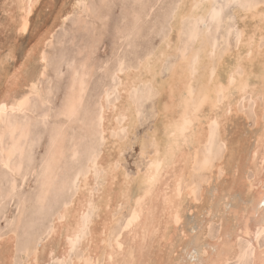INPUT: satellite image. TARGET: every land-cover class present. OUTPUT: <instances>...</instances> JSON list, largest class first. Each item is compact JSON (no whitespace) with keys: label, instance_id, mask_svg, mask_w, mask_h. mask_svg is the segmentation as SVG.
<instances>
[{"label":"bare ground","instance_id":"obj_1","mask_svg":"<svg viewBox=\"0 0 264 264\" xmlns=\"http://www.w3.org/2000/svg\"><path fill=\"white\" fill-rule=\"evenodd\" d=\"M107 1L103 0L102 2ZM41 2L40 0H3L1 2L0 7L3 12L7 13L8 19L3 26H10L15 34L14 39L16 36L24 34L20 32L21 27L27 25L28 30L30 29L31 16L35 10L37 11V5L41 6ZM64 2L65 0H62L59 8L55 10L54 19L59 21L56 25L49 24L44 29L33 27V41L30 39L32 43L24 51L23 61L11 68L5 66V58L15 57L14 43L9 45L3 57H0V64H4L0 67V103L6 104L8 109L0 117V138H3L5 149L2 159L5 162L8 161L7 150L15 145L16 150L11 160V172L17 171L18 173L21 170L23 163L21 164L20 161L13 160V158L18 152L19 154L24 153L23 142L26 141L29 130L26 123L14 120L11 114L14 115V112L25 109L29 102V96L39 93L37 79L44 74L46 66L44 48L50 44L48 42L55 29L64 24L65 17H69L77 9L73 5L78 0H74L71 8L66 11L62 8ZM81 2L86 4V0H81ZM29 3L32 5L30 13L25 10ZM47 4L51 3L44 1V5L47 6ZM213 7L214 0H181L176 11L172 10L173 20L170 21L172 34L161 40V44L157 43L159 46L154 48L152 53L143 57L138 66L127 67L128 65H125L126 68L121 67L120 64L117 66L113 77L120 78L116 89L121 95V100L107 104L109 88L102 90L103 93L98 104L99 116L96 119L99 138L107 140L114 135L110 143L116 151L110 149L112 155L104 154L103 156H99L94 150V153L91 152L86 163V171H79L74 175L73 181L79 176L76 195L69 202L62 203L52 218L53 225L50 229L54 241L43 244L39 250L33 244L27 246L25 255L32 264H36L37 261L40 264H46L54 257L64 260L71 248L70 241L74 240L77 234L84 237L79 246L83 255L72 260V264H176L179 261H184L185 264H195V261L199 260L211 261L212 264H242L245 253L249 260L258 261L260 259L262 241L258 239V234L264 233V43H261L264 27H262L258 16L253 18L252 14L244 9H236L234 11L237 15L236 18L241 21L239 27L241 36L238 47L234 51L229 52L224 49L216 59H211L210 53L215 50L206 36V30H203L206 28L203 24V31L200 30L194 34L193 43L188 49L186 48V53L178 54L180 40H182L180 39L183 29H181V21L187 17L203 20ZM83 8L86 11L90 9ZM86 14L90 13L86 12ZM190 22L193 23V21ZM236 26H239L238 23ZM73 27L75 26L73 25ZM133 44L136 47L135 43ZM137 48L136 50H138ZM34 54L35 57L38 56V61H42L41 70L32 69L24 75L23 70ZM170 55H176V61L174 64L170 63L173 65H168L170 68L165 69L166 77L161 78L162 64H165L163 61ZM88 58L89 56L86 57V60L78 62V65L76 62L74 69H78L80 75L77 77L74 72V85L73 83L72 85L75 87L71 89V97L68 98V102L63 103L60 113L72 103L77 104L83 97L81 92L86 89V77H89L91 71L87 68ZM113 61L112 59V64ZM81 65L84 66L81 67ZM120 71H122L121 75H119ZM81 83H83V88H81ZM140 85L145 87L143 91L140 90V98L144 99L147 95L158 96L155 105L157 119H155L153 129L148 133V136L144 139L141 138L140 155L143 147L144 158H146L144 169H136L134 174L128 176L125 171L117 169L116 166V163L121 161V153L125 150V145L128 146L127 139L125 142L122 139L123 136L122 138L118 137L117 131L127 128L133 132L138 112L131 99V92ZM20 86H25L26 89L17 91ZM146 86L149 87L146 88ZM49 97L51 96H47V99ZM40 100L42 99L40 98ZM249 100H252L251 112L254 115L256 130L254 129L255 131L250 132L248 136L241 134L228 138L226 134L228 122L231 121L232 116L234 117L240 112L242 107L247 108ZM36 101L38 103V100ZM239 103L241 109L238 107ZM14 107L15 111H13ZM45 113L41 116L46 117ZM232 122L230 123L232 124ZM238 128L241 127L238 126ZM58 129L60 139L64 140L63 135L66 134L62 132L63 128ZM83 133L85 132L83 131ZM232 134L234 135V133ZM235 135L237 134L235 133ZM251 137L254 138V143L249 148L244 145V142ZM253 138L251 139L253 140ZM47 139L49 138L47 137ZM63 140L59 141L58 146L65 150L67 145ZM223 146L226 148L225 152L222 150ZM28 149L30 150L29 145ZM59 150L63 157L64 153L62 154L61 148ZM112 151L115 153L113 154ZM157 151L160 153L158 158L155 155ZM47 157L49 158V156ZM61 157L60 159L56 157L51 171L47 173L46 177L44 176V184L45 179L49 186L54 184L53 179ZM23 158L21 156V160ZM155 159L163 163L158 174L152 170V175H158V179L150 185L146 182L150 179L147 165ZM93 170L100 172L98 177H101L103 183L100 182L98 190L94 188V184H96L94 177L96 176L93 175ZM27 172V169L23 170L22 179ZM221 175L223 178L221 177L222 179L219 180ZM189 176H192L193 184L190 186L183 184L179 189L180 184L185 183ZM13 183L16 185L13 181L11 184L9 183V188L6 187L9 189L6 191L8 196H10ZM44 190L47 191L44 187L41 193H45ZM4 197H6L5 193L0 190V199ZM229 200L233 201L232 204L230 203L231 205H227ZM196 201H199L200 204L193 203ZM186 202L192 204V207L196 209L193 221L197 226L195 231L192 230L193 225L185 220V211L190 212L191 210ZM122 208H124V212L121 210L120 215L126 217V222L124 225H120V228L115 232L113 231L116 222L114 215ZM93 209L98 210V219L84 221L82 216L88 210L92 211ZM190 220L192 221V218ZM176 236L179 237L176 239ZM51 238L52 236L48 239ZM0 241L6 244L5 247L0 248V264H12L15 257L14 248H16L15 233L11 231L5 237L0 236ZM0 245H2L1 242ZM250 245L251 247H249ZM205 252L207 255H204ZM100 255H102L101 260H98Z\"/></svg>","mask_w":264,"mask_h":264},{"label":"rangeland","instance_id":"obj_2","mask_svg":"<svg viewBox=\"0 0 264 264\" xmlns=\"http://www.w3.org/2000/svg\"><path fill=\"white\" fill-rule=\"evenodd\" d=\"M2 1L3 0H0V4ZM40 1H42L41 6L40 4H38L37 11L35 10V12L31 16L32 20L30 24V29L23 35L16 36L15 38L16 40L14 39L15 34L13 30L10 28V26H7V27L3 26V24L8 19H7V13L3 12V10L0 7V53H1L0 57H3V55L5 54L4 52L7 51L6 49L9 45L13 43L15 45V49H14L15 57L5 58V66L7 68H11L13 65H18L21 61H23L24 51L30 46V44L33 41L32 40V36L34 34V31L32 30L33 27L44 29V27H47V25L49 26V24L56 25L57 22H59L58 19L55 20L54 17H55V12H56L55 10L59 8L62 0H40ZM44 1L49 2L51 4L50 5L47 4L46 6L44 5ZM73 1L74 0H65L64 5H63L64 7L62 8H64L65 11L69 10L72 6ZM102 1L101 0H86V5L88 9L90 8L89 10H91L92 12H90L89 10L88 11L83 10L84 9L83 7L79 9L77 8L73 12V14H71L68 17V19L64 21V24H62L63 26L60 25L55 29V31L53 32L52 38L48 42L50 44H47V48L46 47L44 48L46 52L45 53L46 55L45 65L46 66L44 68V74L42 76H39V78L37 79V85H38V88H40L39 93L37 94L38 96L36 94L30 95L28 98V101L30 103L28 102L27 106H25V109L18 111V112H14V115L13 113L11 114V117L14 120H17L20 123H22L23 121V124L26 123V125L29 126V130L27 133L28 136L26 137V141L23 142L24 153H22L23 154L22 155V154H19L18 152L17 154H15L13 158V160L15 159V160L20 161L21 164L23 163L22 167L20 168L21 170H19L18 173L17 171L9 172L7 169L3 168L0 165L1 167L0 168V184L2 186V187L0 186V190L3 191L6 196L0 199V204H1L0 205V215H1L0 216V233H1L0 236L5 237L7 233L11 231L15 233V247L16 248H14L15 257L13 258L12 264H28L29 261L25 255V250L27 246H30L31 244H33L39 250L43 244L54 241L53 233H51V229H50L52 228V225H53L52 218L55 215L56 211L61 207L62 203H64L65 201L69 202L76 195L77 190H78V187L76 184H78V182H76L75 186L72 188L71 191H67L66 188L68 185H71V183L73 182L74 175H76L79 171H86L87 169L86 163L88 162V159L90 155L92 154L91 152H93L94 150L95 153H98L99 156H103L104 154L112 155L110 152L111 151L110 149L112 150H115V149H114V146L110 143V141L111 139H113L114 135L110 136L109 139L107 138V140L101 139L99 138L100 135L97 129L96 119H98V116H99L98 104H99L100 97L102 96L103 91L109 88L108 90L110 92H109V96L107 97L106 103L107 104L110 102L116 103L119 100H121V95L118 93L119 91L116 89L117 83L120 81L119 80L120 78L118 76L113 77L115 69L117 68L119 64L121 67L123 66L124 68H126L127 65H128L127 67L138 66L140 60L143 57H145L147 54L152 53L153 50H155L157 46H159L158 44H161L162 42L161 40L165 39L166 36L172 34L171 32L172 30L170 27V21L173 20V17H172L173 11L174 12L176 11L179 5V2L181 0H108L107 2H102ZM227 1L229 0H214V6L215 5L219 6V5H224V4L229 3ZM238 2L243 3L245 2V0H238ZM89 5L91 6L89 7ZM42 6L44 7L42 8ZM236 9L238 10L241 8H234L230 16L225 15V17H223L222 19H217L216 21L213 20L212 18V15H211L212 10L210 11L211 13L209 12V14H207V16L203 20L202 19L198 20V19H193V18H188V17H187L188 19L184 18L183 19L184 21L183 20L181 21L182 23L181 29L182 28L183 29L181 30L180 39L182 40H180L178 54L182 55L186 53V50L193 43L192 40H194L193 39L194 34L200 32V30L203 29L204 27L203 24H205L206 26V28L203 30H206L205 31L206 36L208 40L210 41V43L213 45V48L215 50L210 53L211 59L213 60L216 59L217 55L222 54V51L224 49L229 50V52L234 51V49L238 47V42H239V40L235 36H237L238 33L241 36V29L239 28L241 21L239 20V18H236L237 15H235L234 13ZM217 10L219 9L217 8ZM86 12L90 14L88 15L86 14ZM77 15H80V16H77ZM92 16H95V17H92ZM190 21H193V23ZM237 23L239 26H236ZM73 25L77 27L78 29L73 27ZM183 25L184 27H182ZM238 28H239V31H238ZM230 29L232 30V32ZM91 31H93L94 33ZM124 33L126 34V37ZM90 35L91 37H89ZM95 36L96 38H94ZM117 37L119 40L117 39ZM133 43H135L136 47H134ZM128 44H130L131 46ZM132 46L133 48H131ZM138 46L139 48H137ZM136 48L138 50H136ZM33 56L34 57H31L30 60H28L27 66L23 70V73L25 72L24 75L27 72L31 71L32 69H37V71L41 70L42 61H38L37 59L38 56L35 57L36 56L35 54ZM87 56H89L88 61H87L88 62L87 68L91 69L90 71L91 75L89 74V77H86V83H87L85 86L86 89H84L83 97L76 104L77 106L76 116L72 119H67L63 115H61L62 112L60 113V109L62 108L63 103L68 102V98L71 97L70 93H71V89L73 88L71 86L74 85L73 81L75 77V74H74L75 70L74 68H70L69 65L75 63L74 64V67H75L76 62L78 65V62H82L83 60H86ZM176 58H177L176 55L175 56L170 55L163 61L165 64H162L161 69L163 70H161L162 72L160 73L161 78L166 77V74H167L166 70L168 69L167 67L170 68V66L173 65L174 62L176 61ZM112 59L114 60L113 61V64L115 63L114 65L111 63ZM122 60L123 62L121 63ZM109 62L112 64V66H110L111 64ZM172 62L173 64H170ZM2 65L4 64H0V67ZM55 69L58 73L55 71ZM121 73L122 71H120L119 75H121ZM110 77L111 78L113 77V78L111 79ZM109 80L111 83L108 82ZM148 87L149 86H146V88ZM17 89H18L17 91H24L26 87L20 86ZM141 89L143 91L145 87H142V85H140L131 92V99L133 100V103L135 107L137 108V112H138L136 116V125H135L136 128L134 127L133 132L129 131V133L123 132V130L127 128H123L122 130L120 129L117 131V135L119 134L118 137L120 136L122 138L123 136L122 139L124 141L126 140L124 137L127 136L126 141L128 143V146L126 144V148L123 151V155L121 154V161H118L116 163V166H117V169H122L123 171H125L126 175L128 176L134 174L136 169H141V170L144 169L146 165V158L141 157L140 155V142L142 139L148 136V133L153 129V125H154L153 123L155 119H157L155 105L157 104L158 96L154 97L152 95H147L146 98L142 99L139 96V94L141 93L140 92ZM47 96H51L49 97L50 99L49 98L47 99ZM113 96L116 97L117 99L115 100ZM40 98L42 100H40ZM35 99L38 100V103ZM45 103L46 105H44ZM251 106H252V100H249L247 108L242 107L241 109L240 103L238 104L239 109H241L240 112L236 116L234 117L232 116L231 121H229L227 124L226 134L228 138L229 136L230 138H232L235 136H239L241 134L242 136H246V135L248 136L250 132H254L256 130L257 126L254 124V115H252L253 113L251 112ZM47 108L50 110H48ZM47 112H48V115H47ZM43 113L46 114L47 120H45V117L41 116V114ZM230 122H232V124ZM250 122L253 124H251ZM238 126L241 128H238ZM58 128H61V129L65 128L67 130L66 131L64 129L65 130L64 131L62 129V132L63 133L65 132L66 134V135H63L64 140L62 138L59 139V141L63 140L67 146L65 147V150L61 146L60 147L58 146V149L61 148L62 154L64 153V156L61 157L60 155L61 153L59 150L58 155L56 157H59V159L61 157V160L57 165V170L55 172L56 174L54 176L55 178L53 179L54 184L52 183L51 186L46 188L47 191L44 190L45 193H47V195L42 198L41 191L44 189V181H43L44 176L42 175L43 170L41 168V165L44 164L45 160L48 158V157L46 158V156H49L48 155L49 145H50L49 141L52 139L53 134L59 131ZM234 128H236V130H234ZM83 131L85 133H83ZM232 133H234V135ZM235 133L237 135H235ZM47 137L49 139H47ZM251 138L247 139L244 142V145L246 147H249V148L252 147L254 143V138L253 140ZM28 145H29L30 150L28 149ZM222 150L223 152L226 151L225 146L222 147ZM115 151H112V153L114 154ZM70 153L75 155L76 158L74 161H73L74 155L72 156ZM21 156L22 158L24 157L22 160H21ZM69 160H71L70 161L71 164ZM138 160L142 161L143 167H141L137 163ZM26 165L27 167H25ZM22 169L28 170L27 174L23 177V179H22V173H23ZM28 175H29V178H28ZM93 175L96 176L94 177L96 181L95 182L96 184H94V188L98 190L100 188V185L103 184L101 177L100 178L98 177V175L100 176V172L99 171L96 172V170H93ZM221 177L223 178V175H221L218 179L221 180L222 179ZM187 178L188 179L186 180L185 183L180 184L179 189H181V185L183 184L187 186L188 185L190 186L191 184H193L192 176L191 177L189 176ZM99 179L100 181H98ZM13 181H15L16 185L17 184L18 185L16 186L15 194L12 196H8L6 194V191L7 190L9 191L8 186ZM19 184H20V187L22 186L21 187L22 190L19 187ZM6 187L8 188L6 189ZM186 203L189 204L192 212L191 210L190 212L188 210L185 211V218H186L185 220L193 225L192 230L195 231L197 230L196 229L197 226L195 222L193 221L195 219L196 209L193 208L192 204H190L189 202H186ZM193 203L200 204L199 201L198 202L196 201ZM230 203L232 204L233 201L229 200L227 202V205ZM21 205L23 206L21 207ZM121 210L124 212V208H122L118 210V212H116L114 215L116 222L114 223L113 231L115 232L120 228V225H124V223L126 222V217L120 215ZM97 214H98L97 209H93L92 211L88 210L82 216V219L84 221L87 219L97 220L98 219ZM191 218H192V221L190 220ZM49 235L52 236L50 240L48 239L50 238ZM178 237L176 236V239ZM0 242L2 243V245H0V248L6 246L5 243H3L2 241ZM81 242L82 240L79 242V244L76 245V248L74 251H71V252L69 251L68 256L64 258V260L62 258L54 257L46 264H72L71 262H73L75 258H80L83 255V252L81 248L79 247ZM101 256L102 255L99 256L98 260H101Z\"/></svg>","mask_w":264,"mask_h":264},{"label":"snow or ice","instance_id":"obj_3","mask_svg":"<svg viewBox=\"0 0 264 264\" xmlns=\"http://www.w3.org/2000/svg\"><path fill=\"white\" fill-rule=\"evenodd\" d=\"M31 7L32 5L29 3L26 5V11L30 13L31 11ZM74 8H81V7H87L86 4H83L81 2V0H78V2L73 5ZM217 8L219 10H217ZM234 8H241L244 9L246 12L251 13L253 18H256L257 16L259 17V19L262 22V27H264V0H245V2L243 3H239L238 0H229V3L224 4V5H219V6H214L212 9V18L213 20H217V19H222L225 15H231V12ZM68 17H65V20H67ZM28 31L27 25H25L24 27L20 28V32L21 33H25ZM240 38V34H237V39L239 40ZM261 40L262 43H264V33H262L261 36ZM94 51V49H93ZM84 65H81V67H83ZM70 68H74V64H70L69 65ZM76 72V76L79 77L80 72L78 69H74ZM75 86H73L74 88ZM81 88H83V83H81ZM83 95V92H81V96ZM82 102V101H81ZM23 103V102H22ZM15 107L13 108V111H15ZM8 111L7 109V105L6 104H2L0 103V117H2L6 112ZM77 114V106L75 103H72L70 106L67 107V109L65 111H63L61 113V115H63L65 118L67 119H72L76 116ZM45 120H47V117H45ZM125 133H127L129 130L128 129H124L123 130ZM59 139H60V133H54L53 137L50 141V145H49V158L45 160L44 164L41 165L42 168V175L46 177L47 173L51 171V168L53 166V164L56 162V156L58 155V145H59ZM125 139H127V136H125ZM126 147V145H125ZM16 150V146L12 145L11 148H9L8 151V161L5 162L2 157L4 156V152L5 149L3 147V138H0V165H2L5 169H7L9 172L12 171L11 168V160L12 157L15 153ZM123 155V152L121 153ZM145 153H144V148H141V157H144ZM156 157L158 158L160 153L159 151L156 152ZM75 156H73V159L75 160ZM137 163L143 167V163L141 160H138ZM162 161H159L158 159L153 160L151 163H149L148 169H149V173L148 175L150 176V179L148 181H146L148 184H154L157 179H158V175H152V170H155L156 173H159V170L162 166ZM79 180V176L76 177V181H73L71 185H68L66 190L67 191H71L72 188L75 186L76 182ZM45 188H48L49 185L45 179V184H44ZM16 191V185L13 183L11 186V191L9 193L10 196L14 195ZM42 198L44 196L47 195V193L42 192ZM145 195H147V192H145ZM137 203H139V201H137ZM87 218V217H85ZM129 223H131V221H129ZM84 237L80 234H77V236L75 237L74 240H71V248L69 249V251H74L76 248V245L83 240ZM258 239L262 241V247H261V251H260V259L258 261L256 260H249L247 258V253H245L244 258L242 259V264H264V233L258 234ZM251 247V245L249 246ZM204 255H207V253L205 252ZM253 256H255V253H253ZM28 264H32L31 261L28 262ZM36 264H40L39 261L36 262ZM176 264H185L184 261H179L176 262ZM195 264H212L211 261H204V260H199V261H195Z\"/></svg>","mask_w":264,"mask_h":264}]
</instances>
